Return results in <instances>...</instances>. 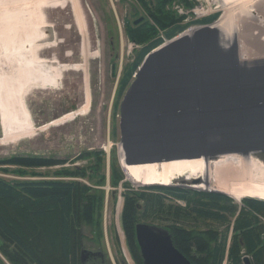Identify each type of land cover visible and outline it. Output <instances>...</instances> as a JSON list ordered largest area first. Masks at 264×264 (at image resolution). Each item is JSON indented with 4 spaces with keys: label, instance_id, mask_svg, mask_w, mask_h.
<instances>
[{
    "label": "rangeland",
    "instance_id": "rangeland-1",
    "mask_svg": "<svg viewBox=\"0 0 264 264\" xmlns=\"http://www.w3.org/2000/svg\"><path fill=\"white\" fill-rule=\"evenodd\" d=\"M76 1L84 22L85 34H82L75 21V14L69 0H66L63 5L44 7L42 13L51 25L47 28L48 31L43 33L44 40H46L44 42L51 44L41 48L39 56L44 60L55 59L59 64L66 65L78 66L85 62L87 74L85 75L81 68L64 70L55 86L34 87L26 93L24 103L32 127L34 129L46 128L36 130L33 135L18 142L0 143V178L9 182L46 179L82 180L89 186L90 191L100 195L102 200L98 220L95 219L93 225H82L84 237L80 249L100 248L107 264H138L132 247V237L127 235L122 225V215L127 205L131 204V207L141 205V201L134 200L129 204L126 199H129L132 192L141 193L142 188L147 186L131 182L119 163L120 103L126 91L118 101V82L128 69L136 51L151 39L163 37L164 28L161 25L168 23L169 19L182 25L217 15L212 23L191 24L183 30L184 32L194 27L211 26L219 18L222 10L215 0ZM251 16L250 21L238 24L236 37L238 46L254 53L259 46L264 48V16L258 14L256 10ZM255 16L259 20H256ZM140 18L142 21L134 24ZM167 42L168 40H164L163 44ZM84 44L89 54L86 59L81 54ZM95 53L97 57L94 56ZM248 61L258 64L264 61V55L253 57ZM85 76H87L89 91L88 110L62 123L50 124L63 115L78 111L85 104ZM133 78L134 75L132 80ZM2 135L3 130L0 124V137ZM89 151L93 153L78 158L82 152ZM98 155L102 156V165L97 169L95 166L89 168V165H95L97 159H100ZM24 156H52L64 162L49 168L5 163L7 159ZM113 159L123 175V179L118 184H115L111 177ZM73 167H84L93 176L92 179L61 177L56 174L58 169ZM171 186L191 189L180 182ZM211 192H216V190H211ZM245 199L253 198L233 200L239 207L249 212L250 210L243 203ZM1 206L6 212L9 203L3 200ZM250 214L254 215L253 212ZM20 215L28 228H37L51 242L54 241L56 220L53 211H49L46 217L36 222L30 220L27 210L20 212ZM257 219L264 223L262 217L258 216ZM16 228L23 236L20 227L16 226ZM206 228H210L208 224L197 223L194 229L200 232ZM213 229L222 233V227L214 226ZM231 234L229 232L228 236ZM0 264H10L1 252ZM223 264H228V259H225Z\"/></svg>",
    "mask_w": 264,
    "mask_h": 264
},
{
    "label": "bare ground",
    "instance_id": "bare-ground-1",
    "mask_svg": "<svg viewBox=\"0 0 264 264\" xmlns=\"http://www.w3.org/2000/svg\"><path fill=\"white\" fill-rule=\"evenodd\" d=\"M65 1L0 0V124L3 130L0 143L18 142L30 137L36 130L46 128L34 129L31 125L24 103V96L31 88L55 86L64 70L81 68L87 74L85 62L78 66L66 65L39 56L40 49L51 44L44 42L43 33L51 25L46 21L42 8L63 5ZM69 1L75 21L85 34L77 1ZM215 3L222 13L208 28L218 40L198 43L191 60L212 80L211 87L221 92L222 95L216 99L223 105L219 114L222 120L235 124L234 128L229 129L234 140L223 143L221 137L214 136L219 135L220 130L209 136L198 133V139H205L207 143L209 139L211 142L184 156H196L206 151L205 159L199 157L137 165L125 163V153L119 145V163L126 177L137 185L171 186L180 182L194 190H216L237 201L243 198L264 201V165L254 153L249 152L254 142L262 143L259 146L264 148V124L248 125L250 122L264 123V61L258 64L248 61L263 56L264 48L259 46L251 53L237 45L236 37L238 24L250 21L254 10L264 16V0H215ZM255 19L259 20L256 16ZM205 28L194 27L184 31L154 52L161 51L170 43L194 39L204 33ZM81 54L84 59L89 56L86 44ZM94 56L98 55L95 53ZM84 95L85 104L78 111L63 115L50 124L62 123L88 110L87 76ZM204 98L205 104H210V96ZM194 99L196 101L199 97L195 96ZM223 151L229 153L217 160L207 159L210 154ZM194 179H198L199 183L190 184Z\"/></svg>",
    "mask_w": 264,
    "mask_h": 264
},
{
    "label": "trees",
    "instance_id": "trees-1",
    "mask_svg": "<svg viewBox=\"0 0 264 264\" xmlns=\"http://www.w3.org/2000/svg\"><path fill=\"white\" fill-rule=\"evenodd\" d=\"M216 17L217 15H211L182 25L169 19L168 23L161 25L164 28L163 37L151 39L136 51L118 82L117 100H121L132 76L150 51L160 46L164 40L182 33L187 26L209 24ZM92 153L82 152L78 158ZM101 157L95 165H89V168H99L102 165ZM63 162L64 160L52 156H24L5 160L7 164L39 168H49ZM111 166V177L118 184L123 175L115 159ZM56 174L87 180L93 177L84 167L61 168ZM142 190L141 193L132 192L129 199H126L129 204L134 200L141 201L139 208L137 205H127L122 215V225L127 235L132 237L138 264H143L138 255L134 231L135 224L139 221L149 224L157 222L156 225L166 229L175 248L192 264H223L225 259H228V264H243L244 256L250 259L251 264H264V223L257 219L258 216L264 219V201L245 199L243 203L250 210L248 212L220 192L196 191L176 186H147ZM3 200L9 203L6 212L2 210ZM101 200L100 195L91 192L89 186L79 179L9 182L0 178L2 256L10 264H79V251L84 237L82 225H93V221L98 220ZM23 210H27L33 222L46 217L49 211L54 212L56 237L53 242L42 231L28 228L23 223L20 215ZM252 212L254 215L250 214ZM197 223H206L210 228L196 232L194 228ZM16 226L20 227L23 236ZM214 226L222 227V233L215 231ZM229 232L232 233L231 236H228Z\"/></svg>",
    "mask_w": 264,
    "mask_h": 264
},
{
    "label": "water",
    "instance_id": "water-1",
    "mask_svg": "<svg viewBox=\"0 0 264 264\" xmlns=\"http://www.w3.org/2000/svg\"><path fill=\"white\" fill-rule=\"evenodd\" d=\"M141 21L142 18L134 24ZM203 30L204 33L198 34L194 39L170 43L161 51L154 52L166 44L162 43L145 56L135 72L120 103L121 145L127 165L199 157L205 159L206 151L196 156H184L211 142L209 139L208 143L205 139H198V133L209 136L220 130L219 135L214 136L221 137L223 143L234 140L229 129L234 128L235 124L222 120V115L219 114L223 105L216 99L222 95L221 92L211 87L212 80L191 60L198 43L218 40L208 26ZM173 39L175 38L168 42ZM195 96L199 97L196 101ZM204 96H210V104H205ZM256 124L263 126L264 123H248L249 126ZM260 144L262 143L254 142L249 152L254 153L264 165V148ZM227 153L229 152L210 154L207 159L217 160ZM198 183V179L190 182ZM134 231L138 255L143 264H192L175 248L166 229L137 222ZM96 256L95 252L81 248L79 264H90ZM242 261L243 264H251L247 256Z\"/></svg>",
    "mask_w": 264,
    "mask_h": 264
},
{
    "label": "flooded vegetation",
    "instance_id": "flooded-vegetation-1",
    "mask_svg": "<svg viewBox=\"0 0 264 264\" xmlns=\"http://www.w3.org/2000/svg\"><path fill=\"white\" fill-rule=\"evenodd\" d=\"M90 251L95 252L97 254L96 258L93 259L90 264H107L105 260V255L102 253L100 248H93Z\"/></svg>",
    "mask_w": 264,
    "mask_h": 264
}]
</instances>
